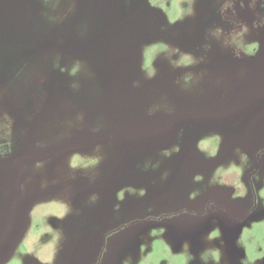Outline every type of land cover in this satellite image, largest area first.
<instances>
[{"label": "rangeland", "instance_id": "1", "mask_svg": "<svg viewBox=\"0 0 264 264\" xmlns=\"http://www.w3.org/2000/svg\"><path fill=\"white\" fill-rule=\"evenodd\" d=\"M119 225L100 264H264V0H0V264Z\"/></svg>", "mask_w": 264, "mask_h": 264}, {"label": "flooded vegetation", "instance_id": "2", "mask_svg": "<svg viewBox=\"0 0 264 264\" xmlns=\"http://www.w3.org/2000/svg\"><path fill=\"white\" fill-rule=\"evenodd\" d=\"M199 19L202 22L203 21L207 22V21H209L211 19V16L208 15L207 11L202 10L199 13ZM170 44L171 43H169L166 48H169ZM111 66H113V68L115 70L119 69V66L117 64L112 63ZM180 152H181L180 154L182 155L183 159L188 158V156L190 155V152L187 150V153H185L186 151L183 148L180 149ZM184 153H185L186 156L184 155ZM254 173L255 172H252L249 175V180L250 181L252 180V177H253ZM215 192H212V193L208 194L206 196V199L202 202V204L199 207V209L196 210V211H190V210H186V209H181L179 211L177 210V211L172 212V213L163 214V215H161L159 217H154V218H152L150 220H155V221H163L164 220L163 222H169L167 220H171L175 216L186 215L190 219L200 220V221H203L205 223L207 222V223H216L217 224V222H220L218 220H225V219L232 218L234 215H233V212H232V210H231V208L229 206V202H231L232 200H230L231 198L228 196V193L227 194H222L219 191H215ZM226 200L228 202H226ZM250 212H251V209H249L248 211L246 210L244 215L245 214L248 215ZM246 218L247 217H245V219ZM245 219L242 218L239 221V223L242 224L243 220H245ZM136 222H137L136 220L133 221V223H136ZM127 225H119L116 229H113V230L109 231L104 236V238H103V248L101 250L100 257H99V259H98L96 264H100L102 262L108 237L111 234H113L115 231L125 228Z\"/></svg>", "mask_w": 264, "mask_h": 264}]
</instances>
